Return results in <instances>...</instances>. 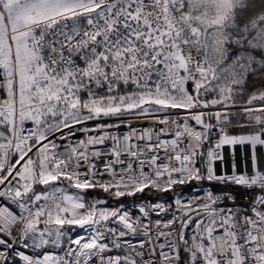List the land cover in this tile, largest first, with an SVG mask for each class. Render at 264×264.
Returning a JSON list of instances; mask_svg holds the SVG:
<instances>
[{"label": "snow or ice", "instance_id": "obj_1", "mask_svg": "<svg viewBox=\"0 0 264 264\" xmlns=\"http://www.w3.org/2000/svg\"><path fill=\"white\" fill-rule=\"evenodd\" d=\"M182 7L0 0V264H264V56Z\"/></svg>", "mask_w": 264, "mask_h": 264}, {"label": "clouds", "instance_id": "obj_2", "mask_svg": "<svg viewBox=\"0 0 264 264\" xmlns=\"http://www.w3.org/2000/svg\"><path fill=\"white\" fill-rule=\"evenodd\" d=\"M177 3L183 6L178 15L187 17L186 26L194 24L201 29L210 47L213 43L222 47L224 41L231 39L237 46L264 56V4L238 28L237 10L245 7L248 0H177Z\"/></svg>", "mask_w": 264, "mask_h": 264}, {"label": "trees", "instance_id": "obj_3", "mask_svg": "<svg viewBox=\"0 0 264 264\" xmlns=\"http://www.w3.org/2000/svg\"><path fill=\"white\" fill-rule=\"evenodd\" d=\"M262 4H264V0H248L245 7L237 10V21L240 24L245 23Z\"/></svg>", "mask_w": 264, "mask_h": 264}, {"label": "built area", "instance_id": "obj_4", "mask_svg": "<svg viewBox=\"0 0 264 264\" xmlns=\"http://www.w3.org/2000/svg\"><path fill=\"white\" fill-rule=\"evenodd\" d=\"M245 23H246V22H245ZM245 23L240 24V23L237 21V26H238V28H239L240 26L244 25ZM234 34H235V31H234ZM125 130H127V129H126V128H122V129H121V131H125ZM225 153L228 154V146H225Z\"/></svg>", "mask_w": 264, "mask_h": 264}]
</instances>
